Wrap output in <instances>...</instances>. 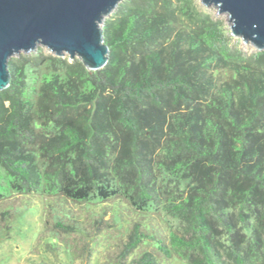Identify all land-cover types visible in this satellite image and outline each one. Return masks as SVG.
<instances>
[{
  "label": "trees",
  "instance_id": "obj_1",
  "mask_svg": "<svg viewBox=\"0 0 264 264\" xmlns=\"http://www.w3.org/2000/svg\"><path fill=\"white\" fill-rule=\"evenodd\" d=\"M102 30L98 71L43 50L9 60L0 224L35 196L45 250L83 264L104 235L102 264H264V51L243 53L195 0H123ZM105 204L109 220L76 214Z\"/></svg>",
  "mask_w": 264,
  "mask_h": 264
},
{
  "label": "water",
  "instance_id": "obj_2",
  "mask_svg": "<svg viewBox=\"0 0 264 264\" xmlns=\"http://www.w3.org/2000/svg\"><path fill=\"white\" fill-rule=\"evenodd\" d=\"M123 0H0V91L10 85L9 60L38 46L56 57L103 69L109 49L102 24ZM228 15L231 34L264 51V0H201Z\"/></svg>",
  "mask_w": 264,
  "mask_h": 264
},
{
  "label": "rangeland",
  "instance_id": "obj_3",
  "mask_svg": "<svg viewBox=\"0 0 264 264\" xmlns=\"http://www.w3.org/2000/svg\"><path fill=\"white\" fill-rule=\"evenodd\" d=\"M195 1L202 12L210 15L213 20L223 24L228 36L232 38L234 46L247 55L260 52L252 43H246L241 38H236L231 34L228 15L220 13L214 6L210 8L206 7L201 0ZM39 50L51 54L45 47L38 46L36 51ZM28 55L30 54L21 53L13 57V59ZM63 58H69V56ZM22 203H25L24 206H22ZM16 205L20 210L26 212H24L25 214L19 220L12 222L9 232H7L3 223L0 224V264H35L40 262L45 264H83L76 256L69 255L63 250L59 251V254L49 253L45 250L47 240L40 241L39 239L44 221L43 202L40 198L35 196L19 197ZM111 207L112 204H105L100 206H76L75 209L78 211L76 214L82 220H87L90 217V211L100 213L101 215L106 213L104 219L109 220ZM126 219H129L128 216H126ZM110 236L114 237L116 235L112 233ZM105 239H109L110 243L113 241L107 235L102 236L99 239L100 244L94 248L93 260L90 264H102L106 247L103 244L105 243ZM169 264L184 263L174 259Z\"/></svg>",
  "mask_w": 264,
  "mask_h": 264
}]
</instances>
